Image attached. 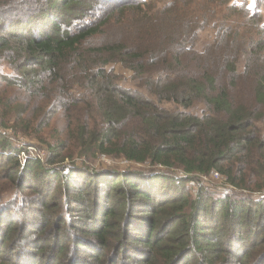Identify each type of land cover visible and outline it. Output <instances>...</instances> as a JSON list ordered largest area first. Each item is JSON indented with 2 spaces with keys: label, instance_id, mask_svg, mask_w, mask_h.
<instances>
[{
  "label": "trees",
  "instance_id": "16d2710c",
  "mask_svg": "<svg viewBox=\"0 0 264 264\" xmlns=\"http://www.w3.org/2000/svg\"><path fill=\"white\" fill-rule=\"evenodd\" d=\"M0 120V264H264V0H0Z\"/></svg>",
  "mask_w": 264,
  "mask_h": 264
},
{
  "label": "rangeland",
  "instance_id": "374dc122",
  "mask_svg": "<svg viewBox=\"0 0 264 264\" xmlns=\"http://www.w3.org/2000/svg\"><path fill=\"white\" fill-rule=\"evenodd\" d=\"M250 4H252V2ZM236 17H237V19L242 21V18L240 16H236ZM229 19H232V16L229 17ZM245 25L246 26L249 25V23L247 22L246 19H245ZM207 34L208 35L212 34V31L207 29V31L201 35V39L205 38V36ZM108 68H111L116 74H118L120 76L119 84H123L126 87H129V86L133 87V83L130 79L131 72L129 70L124 69L119 63L111 64L108 66ZM167 105L169 106V104H167ZM6 131H7V134H6ZM0 132L3 133L6 137H8L13 143L22 147L23 150H26L29 147L34 148L36 153H40V155L43 154L42 161H44L45 156H46V151H45L44 147L39 146V143L37 140L35 141V139H32V138L28 137L27 135H24L20 132H15L11 127L4 128L3 125L1 124V120H0ZM32 153L34 154L33 151H32ZM80 162H81L80 159L76 160L77 164H79ZM87 164H89L95 168L114 167V168H130L132 170L133 169H151V166L147 163L138 164L135 162L126 161L125 159H122V158L121 159H113V158H110L108 156L103 158L102 155L97 157L92 162L87 161ZM172 172L174 174L179 175V176L184 175L183 172H181V170H178V169H175ZM201 181H202V183H201ZM201 181H200L201 184L207 186L208 188H210L212 190L218 189V190L222 191L223 194L225 193V188H227V185L224 184L223 181L220 179L209 178L208 180L201 179ZM233 192H236V191H232L229 193L231 194Z\"/></svg>",
  "mask_w": 264,
  "mask_h": 264
},
{
  "label": "built area",
  "instance_id": "2783aa9c",
  "mask_svg": "<svg viewBox=\"0 0 264 264\" xmlns=\"http://www.w3.org/2000/svg\"><path fill=\"white\" fill-rule=\"evenodd\" d=\"M6 134H7V131H6ZM32 151L34 152V154L32 153ZM102 157L105 158L106 156L105 155H102ZM19 158H20L21 163L24 162V159L25 158H39L40 161H42L43 154L40 155V153H36V151H35L34 148L29 147L26 150H23L22 149V151L19 153ZM180 176H183V175H180ZM209 178H212V179H220V175H219V173H217V172L214 171V172H212V174L210 176H202V179L203 180H208ZM226 185H227V188H225V193L224 194H229V192H232V191H239L241 193L248 194V192L246 190L236 189L235 187H233L230 184H226ZM253 195H256V194L254 193Z\"/></svg>",
  "mask_w": 264,
  "mask_h": 264
}]
</instances>
